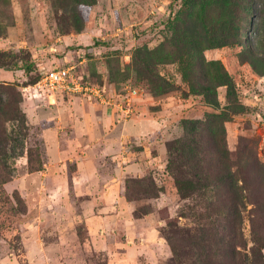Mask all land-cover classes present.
<instances>
[{"label":"rangeland","instance_id":"1","mask_svg":"<svg viewBox=\"0 0 264 264\" xmlns=\"http://www.w3.org/2000/svg\"><path fill=\"white\" fill-rule=\"evenodd\" d=\"M62 67L119 97L138 89L133 115L22 95ZM223 73L231 92L211 81ZM0 74L14 88L0 107V264H177L170 243L193 264L191 187L212 179L180 147L252 140L264 165V0H0Z\"/></svg>","mask_w":264,"mask_h":264},{"label":"trees","instance_id":"2","mask_svg":"<svg viewBox=\"0 0 264 264\" xmlns=\"http://www.w3.org/2000/svg\"><path fill=\"white\" fill-rule=\"evenodd\" d=\"M211 81L215 82V85H225L230 92L233 89L225 74L214 77ZM211 81L205 80L203 86L204 89L208 88L214 92ZM156 87L159 89V86ZM11 91L14 92L11 85L0 84V107L12 106ZM202 93L207 96L208 103L214 104L210 92ZM10 120L25 125V117L18 107ZM221 131H224L223 126ZM213 134L204 150H200L196 143H193V146L189 144L180 147L189 153L191 159L199 158L198 167L195 166L200 172L206 170L199 167L200 164H208L210 174L207 177L212 179L211 183L191 187L193 193H198L201 202L194 214L197 224L193 229L195 233L183 235L193 241V247L196 249L198 262L193 264H252L253 261L255 264L258 261L263 264L261 250L264 248V165L257 154L250 150V147H254L252 140H242L235 152H229L225 138H216ZM207 149L209 152H206ZM180 174L182 175V172L178 173L175 180L177 190L181 194L187 181H183ZM245 222L250 227L251 246H248L244 238ZM167 241L170 243L169 238ZM170 246L177 264H181L174 246L171 243ZM253 256L254 259H251Z\"/></svg>","mask_w":264,"mask_h":264},{"label":"built area","instance_id":"3","mask_svg":"<svg viewBox=\"0 0 264 264\" xmlns=\"http://www.w3.org/2000/svg\"><path fill=\"white\" fill-rule=\"evenodd\" d=\"M22 95L28 100L51 102L56 94L78 97L101 105L115 116L129 118L135 110L134 101L139 90L127 87L123 96L107 92L99 84L77 76L71 68H52L44 71L39 79L21 88Z\"/></svg>","mask_w":264,"mask_h":264},{"label":"crops","instance_id":"4","mask_svg":"<svg viewBox=\"0 0 264 264\" xmlns=\"http://www.w3.org/2000/svg\"><path fill=\"white\" fill-rule=\"evenodd\" d=\"M1 74H2V73H1ZM1 74H0V75H1ZM130 240H131V237L127 239V242L129 243V242H130ZM127 247H128L129 249H130V248H132V247H131V246H129V245H127Z\"/></svg>","mask_w":264,"mask_h":264}]
</instances>
